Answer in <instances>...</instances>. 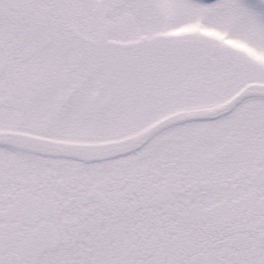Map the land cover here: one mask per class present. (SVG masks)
<instances>
[{
	"label": "snow or ice",
	"instance_id": "obj_1",
	"mask_svg": "<svg viewBox=\"0 0 264 264\" xmlns=\"http://www.w3.org/2000/svg\"><path fill=\"white\" fill-rule=\"evenodd\" d=\"M0 264H264V0H0Z\"/></svg>",
	"mask_w": 264,
	"mask_h": 264
}]
</instances>
